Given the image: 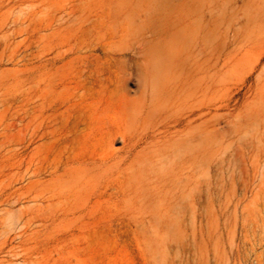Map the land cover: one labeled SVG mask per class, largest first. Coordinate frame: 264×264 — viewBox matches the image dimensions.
<instances>
[{
    "label": "rangeland",
    "instance_id": "374dc122",
    "mask_svg": "<svg viewBox=\"0 0 264 264\" xmlns=\"http://www.w3.org/2000/svg\"><path fill=\"white\" fill-rule=\"evenodd\" d=\"M160 1L0 0V264H264V0H204L217 11L218 40L217 48L192 47L204 85L191 107L201 108L205 133L213 134L203 148L202 226L145 227L121 197L88 189L67 200L69 182L56 195L44 173L45 124L73 93L59 51L71 48V59L122 44L119 34Z\"/></svg>",
    "mask_w": 264,
    "mask_h": 264
},
{
    "label": "bare ground",
    "instance_id": "6f19581e",
    "mask_svg": "<svg viewBox=\"0 0 264 264\" xmlns=\"http://www.w3.org/2000/svg\"><path fill=\"white\" fill-rule=\"evenodd\" d=\"M173 1L161 0L156 6L153 2L151 10L139 12L140 24L134 29L127 26L125 34H119L127 40L122 44L89 48L71 59H67L71 48L59 51L62 64L57 69H69L71 77L65 80L73 93L65 102L59 96L62 102L56 110L64 111L53 118L52 125L45 124L43 132L44 173L53 178L49 182L56 195L64 181L73 195L90 189V194L103 197L109 191L121 197L135 223L164 231L195 229L206 220L203 148L207 133L201 108L191 107L202 95L204 77L192 47L200 52L207 44L217 48L218 40L213 4ZM132 83L134 89L129 88ZM117 139L122 146L114 150ZM105 166L110 169L100 177L96 171ZM69 194L64 196L67 200Z\"/></svg>",
    "mask_w": 264,
    "mask_h": 264
}]
</instances>
